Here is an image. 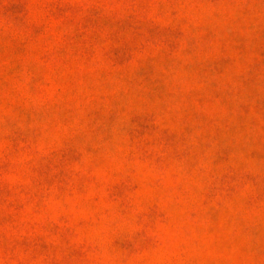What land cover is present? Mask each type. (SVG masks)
I'll return each instance as SVG.
<instances>
[{
  "label": "rangeland",
  "instance_id": "1",
  "mask_svg": "<svg viewBox=\"0 0 264 264\" xmlns=\"http://www.w3.org/2000/svg\"><path fill=\"white\" fill-rule=\"evenodd\" d=\"M0 264H264V0H0Z\"/></svg>",
  "mask_w": 264,
  "mask_h": 264
}]
</instances>
